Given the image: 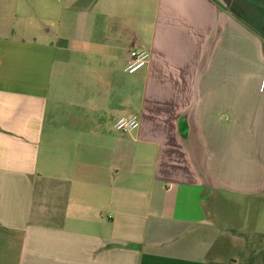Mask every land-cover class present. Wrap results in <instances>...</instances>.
Returning <instances> with one entry per match:
<instances>
[{"label": "crops", "instance_id": "obj_1", "mask_svg": "<svg viewBox=\"0 0 264 264\" xmlns=\"http://www.w3.org/2000/svg\"><path fill=\"white\" fill-rule=\"evenodd\" d=\"M263 218L264 0H0V264H233Z\"/></svg>", "mask_w": 264, "mask_h": 264}, {"label": "built area", "instance_id": "obj_2", "mask_svg": "<svg viewBox=\"0 0 264 264\" xmlns=\"http://www.w3.org/2000/svg\"><path fill=\"white\" fill-rule=\"evenodd\" d=\"M150 59V52L145 49H131L129 51V61L125 66V72L132 74L143 68ZM139 126L138 117L129 115L120 117L114 124V129L121 135L135 131Z\"/></svg>", "mask_w": 264, "mask_h": 264}, {"label": "trees", "instance_id": "obj_3", "mask_svg": "<svg viewBox=\"0 0 264 264\" xmlns=\"http://www.w3.org/2000/svg\"><path fill=\"white\" fill-rule=\"evenodd\" d=\"M237 234L243 236L246 241V247L244 251L241 253L238 261H234L233 264H264V246L262 244L260 246H253V239L257 236L258 241L263 242L264 245V235L263 234H254L250 232H237ZM255 243V242H254Z\"/></svg>", "mask_w": 264, "mask_h": 264}, {"label": "rangeland", "instance_id": "obj_4", "mask_svg": "<svg viewBox=\"0 0 264 264\" xmlns=\"http://www.w3.org/2000/svg\"><path fill=\"white\" fill-rule=\"evenodd\" d=\"M79 3H77L76 5H78ZM246 205H247V208H246V224H245V226H246V228L247 227H249V226H251V225H253V218H256L257 217V214H259L260 212H258L257 214H256V211H257V209H258V206H260V201H246ZM250 220H252V221H250ZM248 222H249V224H248ZM258 224H261V228H264V218L262 219V221H259L258 222ZM245 232H250V233H253V232H251L250 230H245ZM255 234V233H254ZM253 240V246L252 247H256V245L257 246H260L261 244H262V246H264L263 245V242H259L258 241V237L257 236H255L254 238H252ZM255 242V243H254Z\"/></svg>", "mask_w": 264, "mask_h": 264}]
</instances>
